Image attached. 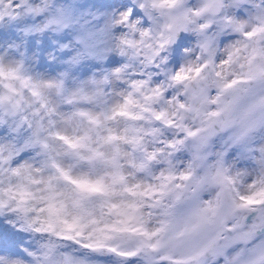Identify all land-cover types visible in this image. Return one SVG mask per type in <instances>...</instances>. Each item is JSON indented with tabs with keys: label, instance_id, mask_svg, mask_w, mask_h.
Wrapping results in <instances>:
<instances>
[{
	"label": "snow or ice",
	"instance_id": "6c2138e0",
	"mask_svg": "<svg viewBox=\"0 0 264 264\" xmlns=\"http://www.w3.org/2000/svg\"><path fill=\"white\" fill-rule=\"evenodd\" d=\"M0 264H264V0H0Z\"/></svg>",
	"mask_w": 264,
	"mask_h": 264
}]
</instances>
